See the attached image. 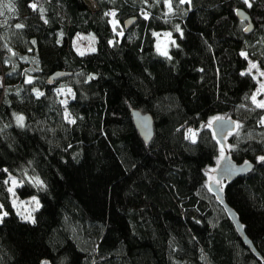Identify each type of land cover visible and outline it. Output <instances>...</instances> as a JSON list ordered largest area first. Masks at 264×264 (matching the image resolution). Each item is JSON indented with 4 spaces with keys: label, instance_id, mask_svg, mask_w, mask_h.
<instances>
[{
    "label": "trees",
    "instance_id": "obj_1",
    "mask_svg": "<svg viewBox=\"0 0 264 264\" xmlns=\"http://www.w3.org/2000/svg\"><path fill=\"white\" fill-rule=\"evenodd\" d=\"M91 3L0 0V264H264V107L246 71L264 68V0ZM131 17L117 40L113 20ZM161 30L176 34L171 56ZM80 33L96 51L78 53ZM56 71L72 75L48 83ZM132 108L151 114L150 144ZM219 115L238 120L229 155L254 163L223 190L261 257L210 190ZM16 181L41 202L29 219Z\"/></svg>",
    "mask_w": 264,
    "mask_h": 264
},
{
    "label": "water",
    "instance_id": "obj_2",
    "mask_svg": "<svg viewBox=\"0 0 264 264\" xmlns=\"http://www.w3.org/2000/svg\"><path fill=\"white\" fill-rule=\"evenodd\" d=\"M236 14L239 20L249 22L245 29L246 33L248 34L252 32L254 28V23L249 13L246 12L245 9L239 8ZM136 21V17L128 18V20L124 22L126 30L130 29ZM67 75H72V72L56 71L47 79V82L50 84H54L55 79H60L66 77ZM131 111L132 121L135 123L136 130L142 142L150 144V142L155 136L154 121L151 114L144 111L142 112L138 108H132ZM211 129L214 132L216 140H218L222 146H225L227 144L229 135L237 130V123L232 117H219V119H216L212 123ZM253 168V162H245L243 164H240L236 160H234L229 154H227L220 160V163L217 165V168L214 171L216 175V181H211L209 186L211 192L216 195L219 203L225 207L227 215L230 216L233 224L236 225L238 235L241 237L244 245L246 247L248 246L257 257H261L259 250L254 245L251 238L247 236L245 232V227L239 218V214H237L235 209H233L226 202L225 193L223 190V182H232L234 179L242 177L243 175L251 172Z\"/></svg>",
    "mask_w": 264,
    "mask_h": 264
},
{
    "label": "rangeland",
    "instance_id": "obj_3",
    "mask_svg": "<svg viewBox=\"0 0 264 264\" xmlns=\"http://www.w3.org/2000/svg\"><path fill=\"white\" fill-rule=\"evenodd\" d=\"M88 4L91 5L93 8H95V6L92 5L91 0H87ZM113 25H114V30L116 32V36L117 40H119L124 32V25H122L118 19H114L113 20ZM178 32L181 33V29L177 28ZM154 34H156V38H155V45H156V50L159 54L161 55H165V56H171V49L173 48L174 45H177V41H176V34L171 31V30H161V31H157ZM112 43H115V40L112 41ZM97 37H95V35L91 34V33H85V34H78L75 36V42H74V47L75 49H77L78 53L80 54H86V52H93L96 51L97 48ZM250 66L249 68L246 70L248 72H251L255 75L256 79H257V88L251 93V98L252 100L258 104H264V88H261V85H264L263 83V79L261 75L262 73H264V68L259 65L257 62H255V60H250ZM253 65H255V67H253ZM69 88H67L66 90L69 92L70 90H68ZM65 89H63L62 91H66ZM255 98V99H253ZM18 117H22L23 121L22 124L21 122H19L20 125H23L24 120H25V116L19 115ZM219 117H225L222 115L213 117L207 124L208 127L211 128L212 123L216 120L219 119ZM231 117V116H230ZM237 124H238V120H237ZM199 130H194L191 129V133L190 136L192 139H196V134H198ZM230 143L227 142V144L225 146L221 145V155H220V159L219 161L225 157V155L229 154L230 152ZM217 168V165L211 167V169H209V178H208V183L210 184L211 181H216V175H215V169ZM16 179L13 178L12 181H15ZM19 184L18 181H16L15 184H12V192L14 194L13 196V203H15V206L17 208V213H20L21 215L24 214L27 217H25L26 219L31 218L32 216H34V212L36 209H39V207L41 206V202L38 199V196H30L28 198H21L18 195H16L15 192V188L16 185ZM225 185V182H223V186Z\"/></svg>",
    "mask_w": 264,
    "mask_h": 264
},
{
    "label": "snow or ice",
    "instance_id": "obj_4",
    "mask_svg": "<svg viewBox=\"0 0 264 264\" xmlns=\"http://www.w3.org/2000/svg\"><path fill=\"white\" fill-rule=\"evenodd\" d=\"M33 7H35V5H33ZM18 27H20V25H18ZM253 67H255V65H253ZM261 75H264V73H262ZM261 88H264V85H261ZM255 99V98H253ZM261 107H264V104H261L260 105ZM18 122H21L22 124V121H23V118L22 117H18ZM74 123V121H72ZM261 160H264V157H261ZM5 215H7V213H5Z\"/></svg>",
    "mask_w": 264,
    "mask_h": 264
}]
</instances>
